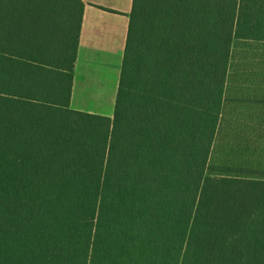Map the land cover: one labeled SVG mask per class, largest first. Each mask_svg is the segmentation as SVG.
I'll return each mask as SVG.
<instances>
[{"label":"trees","instance_id":"obj_1","mask_svg":"<svg viewBox=\"0 0 264 264\" xmlns=\"http://www.w3.org/2000/svg\"><path fill=\"white\" fill-rule=\"evenodd\" d=\"M84 7L0 0V264H264V0H133L112 116Z\"/></svg>","mask_w":264,"mask_h":264},{"label":"crops","instance_id":"obj_2","mask_svg":"<svg viewBox=\"0 0 264 264\" xmlns=\"http://www.w3.org/2000/svg\"><path fill=\"white\" fill-rule=\"evenodd\" d=\"M83 2L85 7L75 63L71 107L112 116L113 114L105 111L73 106L74 90L79 75L82 74L84 94H88L90 98H97L101 107H105L102 81L108 74L115 73L116 78L110 94L111 104L115 108L133 0H83Z\"/></svg>","mask_w":264,"mask_h":264},{"label":"rangeland","instance_id":"obj_3","mask_svg":"<svg viewBox=\"0 0 264 264\" xmlns=\"http://www.w3.org/2000/svg\"><path fill=\"white\" fill-rule=\"evenodd\" d=\"M245 24V22H244ZM247 24V23H246ZM251 25L247 24L244 27H250ZM245 30V29H244ZM258 33V32H256ZM258 37V36H257ZM115 73L114 75L108 74L107 78H105L102 81V88H104V94H103V102L106 103L105 107H101L100 103L93 97H89L88 94H84L83 90H84V77L82 74L79 75V80L77 82V85L75 87L74 90V101H73V106H79V107H83V108H92L94 110H101V111H105L108 112L109 114H113L114 113V106L111 104L110 101V94H111V87L114 85V81H115Z\"/></svg>","mask_w":264,"mask_h":264}]
</instances>
